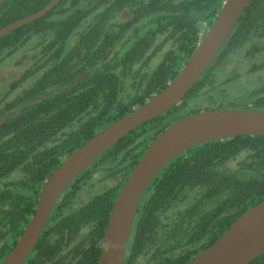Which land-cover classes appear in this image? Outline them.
I'll list each match as a JSON object with an SVG mask.
<instances>
[{
    "label": "trees",
    "instance_id": "1",
    "mask_svg": "<svg viewBox=\"0 0 264 264\" xmlns=\"http://www.w3.org/2000/svg\"><path fill=\"white\" fill-rule=\"evenodd\" d=\"M50 1L4 0L0 29ZM224 1L60 0L0 39V66L11 59L13 71L21 70L1 94L0 115L46 96L0 122V262L29 223L45 180L100 129L163 90ZM239 58L249 60L252 72L264 68V0L250 2L180 104L126 134L65 188L26 264L60 255L72 241V264H97L124 181L150 142L177 119L221 108L228 102L221 96L238 108L264 110V82L238 86L244 94L238 97L224 88H233L238 74L222 80L220 73ZM86 72L85 79L64 88ZM263 199L264 136L193 146L167 163L142 194L123 264L140 257L143 264H185ZM83 227L90 231L77 240ZM248 264H264V251Z\"/></svg>",
    "mask_w": 264,
    "mask_h": 264
},
{
    "label": "water",
    "instance_id": "2",
    "mask_svg": "<svg viewBox=\"0 0 264 264\" xmlns=\"http://www.w3.org/2000/svg\"><path fill=\"white\" fill-rule=\"evenodd\" d=\"M3 1L0 0V3ZM59 1L51 0L39 11L7 24L0 29V39L44 16ZM251 1L225 0L216 20L191 57L163 90L100 129L64 159L45 180L29 223L0 264H24L34 250L56 200L65 188L126 134L182 102L213 62ZM88 75L89 72H86L64 88H69ZM45 97L13 106L0 115V122L8 113L42 101ZM248 134L264 136V110L249 107L202 109L167 126L148 145L123 183L109 215L98 264H123L140 198L167 163L204 142ZM263 251L264 199L237 217L211 245L185 264H248Z\"/></svg>",
    "mask_w": 264,
    "mask_h": 264
},
{
    "label": "rangeland",
    "instance_id": "3",
    "mask_svg": "<svg viewBox=\"0 0 264 264\" xmlns=\"http://www.w3.org/2000/svg\"><path fill=\"white\" fill-rule=\"evenodd\" d=\"M238 57L241 58L242 55L241 56L239 55ZM240 58L234 59L233 61H231L229 65L226 67L225 72L220 73V74H223L221 77L222 80H224V78H231L232 75H234L235 73L238 74L237 79H234L232 81V83L234 82L233 88L229 87L228 84H225V85L223 84L227 93L235 97L244 95L243 92L238 88V86L242 85L243 87L247 86L246 88H249L255 85H259L264 82V68L252 72L249 69L251 66L249 60L245 58L243 59H240ZM159 60H160V57L157 58V61ZM14 64H15L14 60L11 61V59H8L7 62L4 63V65L0 66V97L4 89L7 87L9 81L13 77L14 78L18 77V75L21 73V70L19 71L18 69H15V71H13ZM9 74H10V78H9ZM221 98L222 100L228 101V102L224 101V104L226 105L222 106L221 108H238L237 105H233V103L229 101L231 97L221 96ZM111 183H113V181L110 182V184ZM135 264H143V258L140 257Z\"/></svg>",
    "mask_w": 264,
    "mask_h": 264
},
{
    "label": "flooded vegetation",
    "instance_id": "4",
    "mask_svg": "<svg viewBox=\"0 0 264 264\" xmlns=\"http://www.w3.org/2000/svg\"><path fill=\"white\" fill-rule=\"evenodd\" d=\"M24 103V102H23ZM8 111V110H7ZM125 182V181H124ZM63 193V192H62ZM61 193V194H62ZM59 198V197H58ZM57 201V200H56ZM54 207V206H53ZM52 210H53V208H52ZM52 210H51V212H52ZM51 214V213H50ZM110 215V214H109ZM50 216V215H49ZM49 218V217H48ZM109 219V218H108ZM135 219V218H134ZM48 221V220H47ZM108 222V221H107ZM134 222V221H133ZM46 224H47V222H46ZM132 226H133V224H132ZM45 227H46V225H45ZM45 227H44V229H45ZM44 229H43V231H44ZM106 230V229H105ZM131 230H132V228H131ZM90 231V228H88V227H83V228H81V230L79 231V234L78 235H75L76 236V239L77 240H80V238H79V236H81V235H85L86 233H88ZM43 233V232H42ZM130 234H131V231H130ZM42 235V234H41ZM41 235H40V237H41ZM40 237H39V239H40ZM104 237V236H103ZM19 238V237H18ZM129 238H130V236H129ZM18 241V240H17ZM103 241V240H102ZM38 242H39V240H38ZM38 242H37V244H38ZM129 242V241H128ZM37 244H36V246H37ZM76 243L74 242V241H72V244H71V248L70 247H68V248H65V249H63L62 251H61V254L60 255H56V256H52V255H47V256H45L43 259V261H42V263L41 264H72V258H73V254H74V252H76L75 251V249L73 250L72 249V247L75 245ZM15 245V244H14ZM13 245V246H14ZM12 246V247H13ZM36 246H35V248H36ZM101 246H102V244H101ZM101 246H100V252H101ZM12 247H11V249H12ZM35 248H34V250H35ZM10 249V250H11ZM34 250L32 251V253L34 252ZM70 250H72V254H69V251ZM127 251V250H126ZM10 252V251H9ZM8 252V253H9ZM32 253L30 254V256L28 257V259L31 257V255H32ZM7 256V255H6ZM5 256V257H6ZM72 256V257H71ZM99 256H100V253H99ZM4 257V258H5ZM3 258V259H4ZM2 259V260H3ZM28 259L24 262V264H26V262L28 261ZM1 260V261H2ZM98 260H99V258H98ZM45 261H47L46 263H45ZM98 264V263H97Z\"/></svg>",
    "mask_w": 264,
    "mask_h": 264
}]
</instances>
